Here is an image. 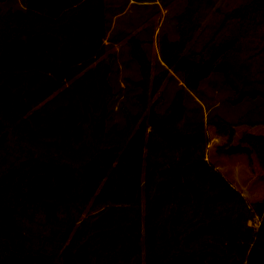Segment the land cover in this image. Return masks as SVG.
<instances>
[{
	"label": "trees",
	"instance_id": "16d2710c",
	"mask_svg": "<svg viewBox=\"0 0 264 264\" xmlns=\"http://www.w3.org/2000/svg\"><path fill=\"white\" fill-rule=\"evenodd\" d=\"M9 5L0 6V169L12 159L0 170V264H264V199L249 204L205 158L207 126L264 128V0H187L156 65L129 39L140 78L123 87L106 57L105 0ZM211 75L226 105H248L238 123L211 113L201 91ZM240 143L223 154H254L264 169V134Z\"/></svg>",
	"mask_w": 264,
	"mask_h": 264
},
{
	"label": "rangeland",
	"instance_id": "374dc122",
	"mask_svg": "<svg viewBox=\"0 0 264 264\" xmlns=\"http://www.w3.org/2000/svg\"><path fill=\"white\" fill-rule=\"evenodd\" d=\"M186 1L187 0H105V16L108 28L112 27L113 16L120 10H125L127 4H131L125 16L116 21V26L120 27L122 22L124 25L128 23V25H130L128 29L130 35L128 37L122 36L123 39L119 41L120 43H118L117 46H114L113 40L111 41L113 38L110 36L106 44V57L112 58L113 56L116 58L112 61L115 63L114 68L118 71L115 72L116 74L111 75L114 86L115 83H119L120 87L125 86L123 79L127 77L134 81L140 78L136 63L131 62L132 60L130 61L131 58L128 54L130 44L127 43L129 41L128 38L132 36L142 42V45L138 44V48L143 52L144 57L148 59L151 66L156 65L160 60L158 46L160 37L164 34L170 41H175L178 38L176 25L179 15L185 9ZM13 2H17L18 4L20 0H5L0 6L4 11L8 9L10 6L9 4H13ZM215 16L219 15L216 14ZM212 17L209 16L206 18L207 20L202 22V25L209 23L210 20L213 21ZM120 29L121 28L116 27L115 33H118ZM105 61L107 60L105 59ZM155 73L156 72L153 70L151 75ZM169 74H171L170 70ZM214 83L216 84L214 85ZM175 90L176 85L170 83L164 89V94H166L163 95L167 98H171ZM201 91L203 92L205 101L213 108L211 113L221 116L228 123H238V120L241 119V116H243L248 109L246 103L235 107L228 106L224 103L227 92L220 89L219 78L216 75H211L207 80L202 82ZM159 95L160 94L157 96ZM121 120L119 114L114 118L116 122H120ZM261 129V126H247L242 124L233 127V130L226 129L220 132L214 126L206 127L209 139L205 151L206 160L213 164L218 171L225 176L226 180L243 195L249 204L262 202L264 199V169L261 168L254 154L226 155L223 154L222 150L229 146L243 147L244 145L240 143V139L246 134L258 133ZM229 133L234 135L230 138ZM6 147L8 154L16 151V148H14V145L11 143H7ZM11 164L12 159H7L4 164H1L0 170L10 168L12 166ZM12 180L13 179H11V181ZM10 183L12 182H9V184ZM88 210L89 205L85 208V212ZM36 215L40 216L38 213ZM84 215L85 213L83 216ZM257 225L258 219L251 222V226L255 228Z\"/></svg>",
	"mask_w": 264,
	"mask_h": 264
},
{
	"label": "crops",
	"instance_id": "0c3cea01",
	"mask_svg": "<svg viewBox=\"0 0 264 264\" xmlns=\"http://www.w3.org/2000/svg\"><path fill=\"white\" fill-rule=\"evenodd\" d=\"M131 3V2H130ZM130 6H131V4H127V6H126V8H125V10H120L117 14H115L114 16H113V20H112V27H110L109 29H108V32H107V36H106V40H105V45L108 43L107 41L109 40V37L111 36V38H113V39H111V41L114 43V46H117L118 45V43H120L119 41L121 40V39H123V37L122 36H124V37H128L130 34H129V28H130V25H128V23L127 24H123V22L121 23V27L120 26H116V24H117V20L120 18V19H122V17L123 16H125V14H126V12L128 11V9L130 8ZM135 20H136V18H135ZM116 27H119V28H121L120 29V31L118 32V33H115V29H116ZM128 32V33H127ZM113 34V35H112ZM113 36V37H112ZM121 37V38H120ZM130 38H132V36H130L128 39H130ZM110 41V42H111ZM261 131L260 132H258V133H255V134H252V135H263L264 134V128L261 126ZM250 134V133H249ZM207 157V156H206ZM208 161V160H207ZM209 162V161H208ZM211 164V163H210ZM213 165V164H212ZM214 166V165H213ZM215 167V166H214ZM215 169L218 171V169L215 167ZM219 172V171H218ZM223 175V174H222ZM225 177V176H224ZM233 186V185H232ZM234 187V186H233Z\"/></svg>",
	"mask_w": 264,
	"mask_h": 264
}]
</instances>
